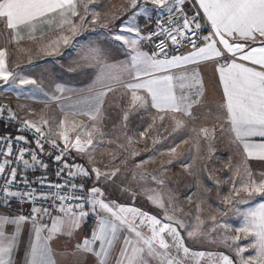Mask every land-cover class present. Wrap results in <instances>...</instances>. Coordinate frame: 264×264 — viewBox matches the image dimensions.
I'll return each mask as SVG.
<instances>
[{
	"label": "snow or ice",
	"instance_id": "obj_1",
	"mask_svg": "<svg viewBox=\"0 0 264 264\" xmlns=\"http://www.w3.org/2000/svg\"><path fill=\"white\" fill-rule=\"evenodd\" d=\"M97 3L98 0H0V25L9 31L12 42L23 40L25 30L34 32L37 23L59 17V34L39 48L43 55L59 54L61 44L70 45L87 24H98L108 30L104 42L89 44L81 57L84 64L97 69L96 79L86 89L89 96L84 107L58 105L63 116L56 119H49L43 112L37 113L23 105L20 106L23 115L11 107H0V118L9 124L15 123L20 133L14 138L10 135L0 137V157H3L0 195L6 205L15 201L30 204L26 214H0V264H14L18 243H23L22 233L28 236L23 264H58L52 242L55 240L58 244V237L64 235L70 238L68 244L76 240L72 251L77 257L74 264H81L79 257L82 255L95 257L92 264H151L149 258L158 264H186L189 257L195 258V264H200L205 257L208 264H264V202L247 211L237 207L257 196L264 198V0H191L194 11L187 8V0H127V6L120 13H105L103 19L99 11L90 7ZM152 13L156 14L155 20ZM141 17L143 25L137 23ZM117 21H120L118 25ZM29 38L36 39L31 34ZM112 42H118L130 62H108L111 50L116 47ZM182 48L185 51H181ZM7 56V50L0 49V81L5 85L11 80L21 89L32 86L48 95L50 101L71 99L65 93H75L74 89L55 83L49 95L36 79L9 71ZM209 61L219 73L222 87L220 115L217 116L220 131L223 133L227 126L233 134L230 143L242 157L239 163L233 164L229 159L224 165L229 173L226 178L210 172L209 179L215 183L217 195H221L222 185H229L228 194L221 198L226 210H216L217 215L227 216L232 212L242 218L240 226L233 228L227 221H218L217 215H212V227L205 231L204 221L199 216V203L196 205L198 223L186 225L176 215L183 210L171 195L167 205L159 196L148 197L155 207L163 210V219L111 200L107 190L116 185L121 168L114 164H104L101 168L94 157L105 137L102 121L109 93L123 89V95L129 98L128 109L123 115L125 127L129 112L155 110L157 116L153 124L139 133L141 140L146 138L157 119L161 126L164 121L172 120L174 131L186 129L191 121L198 119L193 107L202 103L198 66ZM68 70L75 71L72 67ZM16 95L19 98L21 93ZM24 95L37 99L28 92ZM80 117L86 119H77ZM192 131L197 152L202 138L207 142V158H214L215 126L211 130L192 127ZM23 133H30L31 137ZM125 136L131 145L133 137L126 132ZM256 137L261 138V142H255L253 138ZM177 147L168 149L173 158L178 155ZM45 154L58 165L56 175L65 178V183H53L46 175L35 180L27 178L30 170L43 169L47 173L48 163L42 158ZM130 155L135 158L139 152L133 150ZM81 156L87 157L90 169L76 162ZM152 159L135 162V167L140 169ZM249 161L259 163L253 167ZM172 162L173 159H169L167 163ZM120 163L127 165V158ZM182 167L197 178V186L201 187L195 160L182 163ZM165 170L162 167L161 171ZM78 177L80 182H73ZM140 177L145 179L143 172ZM152 180L164 185L163 178L153 175ZM89 181H92L90 186ZM186 199L192 203L193 197L189 195ZM53 208L59 215H53ZM91 216L96 218L95 225L90 230V238L86 235L81 242L76 230ZM47 220H51L50 227ZM181 229L187 231L189 238L204 236L212 243L224 244L234 256L223 252H191L185 245ZM217 230L223 231L212 238L211 233ZM230 232L235 235H229ZM241 235L249 240L244 246L236 243ZM173 249L176 255L172 254ZM60 255H67V252Z\"/></svg>",
	"mask_w": 264,
	"mask_h": 264
},
{
	"label": "crops",
	"instance_id": "obj_2",
	"mask_svg": "<svg viewBox=\"0 0 264 264\" xmlns=\"http://www.w3.org/2000/svg\"><path fill=\"white\" fill-rule=\"evenodd\" d=\"M125 6H127V0H98L97 4L90 5V7H94L101 13V19L104 18L105 13H120L121 9ZM186 6L189 10L194 11L191 0H187ZM80 10L81 12L83 11L82 8ZM152 17L153 20L157 18L155 13H152ZM58 20L59 17H54L46 23H37L35 26V31L29 33L28 30H25V32L23 33L24 39L19 42H12L9 31L4 29V27L0 25V49H6L8 52L7 65L9 71L13 69L16 74L20 73L21 76H25L23 72L24 68H41L40 73L45 74L46 78V85H42V87L46 92L49 93V95H51L54 91L55 83H62L65 87L75 90V93H65L66 96H71V99L50 101L48 95L42 96V98L46 99V103L43 104L45 109L39 110H48L47 113L45 111L44 114L48 117L54 116L55 119L62 118L63 116V113L61 112L58 105L67 106L69 104H76L79 107L85 106L84 102L89 96V93L86 89L90 85H92L93 81L96 79L97 69L94 67H88L86 64H84V62L81 61V57L86 54L87 46L89 44L95 43L96 41L104 42L105 36L107 35L108 31L107 29L99 27L98 24L95 26L87 24L84 26V30H82L80 34L76 35L73 38L70 45L64 46L63 44H61L59 54L43 55L39 52V48L43 44H46L49 41L55 40L57 38V35L59 34L57 28ZM119 23L120 21L116 22L117 25ZM137 23L143 25L144 19L142 17L138 18ZM30 34L35 36L36 39H30ZM112 43L115 44L116 47L111 50L110 59L108 62L114 64L130 62V57H128L123 51L120 50L118 42ZM75 62H80L79 66H77V63ZM70 67L74 68L75 71H69L68 69ZM198 67L199 69H201L200 79L202 81V87L200 88V91L202 93V103L194 106L193 112L194 114L202 112L204 110L213 112L212 119L214 121V126L219 127L220 124L217 121V116L220 115V109L218 106L220 104L222 96V87L219 85V73L215 71L213 63L210 61L203 62ZM28 75L35 79L31 72ZM26 88H29V86H25L23 89ZM30 88V91H32V93L30 94L34 95L37 99L34 100L26 98V96L24 95L25 92L21 93L18 98L16 93H18L19 91L15 92L14 94L2 92V94L0 93V96H7L11 101V108L13 109V111L18 112L21 115H23L22 109L20 107L21 105H23L25 108H29L37 113H40L36 109V106L40 105L39 99L37 97L39 91L34 90L32 86ZM123 91V89H117L114 94L109 93L104 106L105 114L102 121V130L104 133H106V136L109 137V141L112 142L110 143L108 141V145L106 147H100L99 145L94 152L95 161L100 167L104 166L105 161H109V165H116V163H118L119 161V156L120 158L123 156L122 160L127 158V165H135V162L146 159V149L144 150L142 145H138L134 141L136 137L135 133H137V136H139V133L146 129V109H139L129 112L127 126L125 127L123 115L124 112L128 109L129 98L123 95ZM150 109L151 108H148L147 110ZM151 110L155 112L154 109ZM77 119H86V117H80ZM227 131L230 132L228 128ZM125 132L129 136L133 137V143L131 145L128 144ZM116 138L121 139V141L118 142ZM253 140L255 142H261V138L259 137L253 138ZM144 142H146V139H144ZM116 146H118L119 148H117ZM133 150L139 152V155L135 158L131 157L130 155V152ZM69 160L71 161L70 158ZM76 162L88 166L89 169L91 168V165L88 164L87 157H77ZM127 165H125L124 167L127 168ZM125 168L122 174L117 176V179L122 180V175L124 177L127 176ZM143 168H146V164L141 165L139 171H141ZM164 169H166L167 171L168 168L164 166ZM168 176H171V174L169 173ZM91 183L92 181L88 182L89 186L91 185ZM125 184L128 185L127 182H125ZM121 185L122 183H120L118 186ZM164 186H170L168 177H165L164 179ZM9 213L11 215H17L16 213L0 208V214ZM53 215H59V213L56 212L53 213ZM47 223L50 227L51 220H47ZM90 224L91 225L89 226L92 227L93 223L91 222ZM83 228H85V225ZM83 228L81 227V229L76 230V236L81 242L86 235L90 238V232H87V229ZM22 236L23 243H18L16 253L13 257L14 264H16L17 261L19 262V264H23L25 259V249L28 245V236L24 233H22ZM58 239V244L55 240L52 242L54 250L57 252V255L54 257V259L58 261V264H74V261L77 259V257L72 255V251L74 249L76 240H71V244L66 243L70 239L67 235L59 236ZM95 246H98V244L94 245V247ZM65 251L67 252V255H60L61 252ZM79 259L81 260V264H84L85 261H87V264H92V261L95 260V257L89 258L88 255H82L79 257Z\"/></svg>",
	"mask_w": 264,
	"mask_h": 264
},
{
	"label": "rangeland",
	"instance_id": "obj_3",
	"mask_svg": "<svg viewBox=\"0 0 264 264\" xmlns=\"http://www.w3.org/2000/svg\"><path fill=\"white\" fill-rule=\"evenodd\" d=\"M41 68H32V69H23L25 77H31V74L35 77L38 83L42 85H46V78L45 74L40 73ZM11 72L15 73L13 69ZM16 74V73H15ZM20 75V73L18 74ZM32 78V77H31ZM31 86L26 89H21L16 87L12 84V81H9V84L5 85L3 81L0 83V93H10L14 94L15 92L19 93H32ZM45 95L44 92L39 91L37 97L39 99L40 105L36 106L37 111L47 113L48 110L41 111L39 109H45L44 103H46V99L42 98ZM47 109V108H46ZM51 109V108H49ZM212 113L210 111H202L196 113L195 116L198 119L191 121L190 126L186 129H181L174 131V122L172 120H166L163 122V126H161V121L158 119L155 121V124L152 129L149 130L146 136V142L144 139L141 140L137 133H135V143L138 145H142L144 150L146 149V159L152 157V160L146 164V168H143L141 171L140 169H136L135 165H122L119 163L122 160V157L119 156V161L116 163V166L121 168L120 173L121 175L124 168L127 176L124 177L123 175L122 180L116 178V185L108 188V197L111 200H114L120 204H124L126 206H134L138 207L144 211L149 213H154L158 215L159 218L163 219L164 212L163 210L154 206V204L148 199L151 195L154 198L159 196L162 198L163 202L167 205L168 204V197L169 195L175 197L176 205L182 209V212H177L176 215L179 219L183 220L186 225H195L198 223L196 220L197 210L196 205L199 203L201 205V211L199 213L200 219L204 221L203 229L207 231L209 228L212 227V221L210 217L212 215H217L216 210L225 211L226 206L221 202L222 195H227L229 190V185L225 184L222 185L219 189L221 195H217V187L213 180L209 179V173H213L215 176L220 178H226L229 173L227 170L224 169V165L231 159L233 164L239 163L242 159L241 155L237 153V149L234 145L230 143V136L233 135L229 131H227V127L225 126V131L222 133L220 131V126L215 127V140H214V148H215V156L212 159L207 158V142L204 141L202 138L200 140V150L199 153L197 152L196 148L194 147V139L195 133L192 131V127L200 128V127H207L208 129H213L214 121L212 119ZM49 119H55L54 116L48 117ZM157 116V113L153 112L151 109H146V129L150 124H153V118ZM119 134V133H116ZM118 142L121 139L116 138ZM187 140L188 143H183V141ZM109 137L106 136L103 142L100 144V147H106L108 145ZM155 141V143H154ZM136 145V144H135ZM178 146V147H177ZM119 148L118 146H116ZM172 147H177V156L175 158L170 155L168 149ZM103 149V148H102ZM203 158H199V157ZM173 159L171 164H168V160ZM195 160L196 168L199 170V177H200V184L201 187L197 186V178L193 175H189L184 168L182 167V163H193ZM250 166L255 167L259 162L256 161H249ZM104 164H109V161H105ZM113 165V164H110ZM115 165V164H114ZM166 166L168 169L167 171H161L162 167ZM103 168V166L101 167ZM207 169V171H205ZM259 171V169H256ZM133 172L136 173L135 177L133 176ZM143 172L145 175V179H141L140 173ZM170 173L171 176H168ZM155 175L159 178L165 179L168 177L170 186H161L156 184L152 180V176ZM127 182L128 185L125 184ZM122 183L121 186H118ZM121 188H127L129 192H122ZM205 188L209 189L205 191ZM155 189V191H151ZM135 193V196L132 193ZM192 195V203H189L186 199L187 196ZM243 195V194H242ZM264 202V198L262 197H255L247 204H240L237 205L241 211H247L249 208L255 207L258 203ZM171 209L169 212L171 213ZM185 213L187 215H185ZM95 216H91L87 219L86 223L82 224V228L85 225L87 232L94 227L95 225ZM218 221H227L229 224L235 227H239L240 223L242 222V218L238 217L232 212H229L227 216H220L217 215ZM93 223L92 227L90 223ZM89 229V230H88ZM79 230V229H77ZM147 231V229H144ZM223 230H217L216 232L211 233L212 238H216L219 232ZM181 235L185 241V245L191 250V252H223L224 254H228L230 256H234V253L231 252L229 248H227L224 244L221 243H212L210 240L204 236L196 237V238H189L187 235V231L181 229ZM229 235H235L234 232H230ZM169 242H171V238L169 237ZM250 239V238H249ZM249 242L248 239H244L241 235V239L237 241L241 246L246 245ZM229 244L232 241H228ZM172 254L176 255V250H172ZM248 253H245L247 255ZM118 255V253H117ZM182 255V253H181ZM151 264H158L156 260L149 258ZM186 264H195V258L189 257L186 260ZM200 264H208L207 257L200 260Z\"/></svg>",
	"mask_w": 264,
	"mask_h": 264
},
{
	"label": "built area",
	"instance_id": "obj_4",
	"mask_svg": "<svg viewBox=\"0 0 264 264\" xmlns=\"http://www.w3.org/2000/svg\"><path fill=\"white\" fill-rule=\"evenodd\" d=\"M205 33H207V30H205ZM204 33V34H205ZM193 39H196L195 37H192ZM190 48V46H189ZM185 49H181V51H183ZM0 107L3 108H7V107H11V101L7 96H0ZM6 112H5V116H6ZM20 134L17 132V128H16V124L12 123L9 124V122L4 119V118H0V137L3 136H12L13 138L17 135ZM25 135H28L29 137H31L30 133H23ZM34 147V145H33ZM47 148V146H46ZM43 160L48 163V170L47 173L44 172L43 169H36V170H30L27 173V178L29 180H35L37 177L42 176V175H46L47 179L49 181H52L53 183L59 181L60 183H65V178L61 177L58 178L56 173L58 171V165L54 162L53 159H51L48 155H44ZM3 157H0V162H2ZM69 162H71L69 160ZM73 182H80V178L78 177L75 181ZM0 183H2V181H0ZM38 187V186H37ZM53 204L58 205L59 201H53ZM44 206H48L47 204H45ZM0 208H3L5 210H8L10 212L16 213V214H20V213H27L28 211H30V204L25 203V202H21V201H15L13 203H11L10 205H6L3 203V197L2 195H0ZM53 213H56L55 208H53Z\"/></svg>",
	"mask_w": 264,
	"mask_h": 264
}]
</instances>
